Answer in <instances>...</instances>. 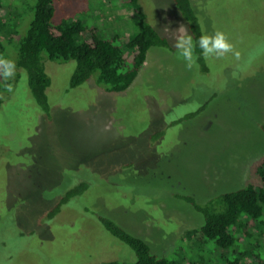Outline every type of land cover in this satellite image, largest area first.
<instances>
[{
    "label": "rangeland",
    "instance_id": "1",
    "mask_svg": "<svg viewBox=\"0 0 264 264\" xmlns=\"http://www.w3.org/2000/svg\"><path fill=\"white\" fill-rule=\"evenodd\" d=\"M190 1L203 35L223 32L232 52L202 55L204 70L194 44L195 63L186 67L175 47L178 29L193 36L175 2L138 0L170 48L150 47L119 92L105 91L94 76L70 88L75 61L45 60L46 114L17 65L36 0H1L0 58L16 67L14 77L0 75V264L135 261L100 217L180 264H229L243 251L240 264H252V255L264 261V236L217 251L183 237L204 223L183 196L204 203L241 188L264 157V0ZM51 4L53 24L81 20V39L90 28L122 39L134 28V12L122 0ZM78 179L89 180V188L48 221V208ZM254 230L264 235V226Z\"/></svg>",
    "mask_w": 264,
    "mask_h": 264
},
{
    "label": "trees",
    "instance_id": "2",
    "mask_svg": "<svg viewBox=\"0 0 264 264\" xmlns=\"http://www.w3.org/2000/svg\"><path fill=\"white\" fill-rule=\"evenodd\" d=\"M133 10V31L121 38L116 33L100 35L90 28L89 37L79 38L85 30L80 19L67 20L53 24L54 8L52 0H36L33 18L17 50V65L27 74L30 92L39 108L49 114L46 89L51 79L45 71L44 61L64 63L75 61L69 78V87L75 88L94 76V83L107 92H119L128 88L144 64L146 53L152 46L170 48L166 38L159 35L146 20L138 0H122ZM187 23L193 36L198 61L203 64L201 49L197 41L202 33L198 16L190 0H173ZM1 5V0H0ZM203 69L206 67L203 64ZM196 115V112L190 116ZM264 131V125L262 126ZM90 185L89 180H81L67 189L45 215L48 221L55 218L61 207L73 197L84 193ZM184 200L202 214L204 223L184 232L185 240L193 237L196 243H211L219 250L233 247L237 242H260L263 232L255 228L264 226V157L252 164L246 184L236 190L228 191L198 203L191 196ZM102 227L112 236L125 243L135 254L131 263L116 260L101 264H180L164 255L153 253L150 246L140 237L131 234L107 217H100ZM252 239H255L253 241ZM246 256V252L240 253ZM236 257L229 264H240ZM184 259V258H182ZM185 260V259H184ZM252 264H264L258 256H251ZM182 264H187L182 262Z\"/></svg>",
    "mask_w": 264,
    "mask_h": 264
},
{
    "label": "clouds",
    "instance_id": "3",
    "mask_svg": "<svg viewBox=\"0 0 264 264\" xmlns=\"http://www.w3.org/2000/svg\"><path fill=\"white\" fill-rule=\"evenodd\" d=\"M178 30L180 34L176 38L175 47L179 52V57H182L186 62V67L192 68L195 63L193 39L186 34L182 26ZM197 44L205 58L210 56L223 57L226 53L233 51V45L228 41L225 34L220 31L215 32L213 35H201ZM15 67L14 61L0 58V75L5 79L15 76ZM8 91H12L11 87L8 88Z\"/></svg>",
    "mask_w": 264,
    "mask_h": 264
}]
</instances>
